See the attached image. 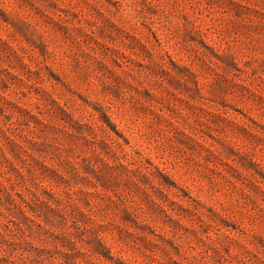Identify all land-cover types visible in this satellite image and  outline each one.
<instances>
[{"label":"rangeland","instance_id":"1","mask_svg":"<svg viewBox=\"0 0 264 264\" xmlns=\"http://www.w3.org/2000/svg\"><path fill=\"white\" fill-rule=\"evenodd\" d=\"M0 264H264V0H0Z\"/></svg>","mask_w":264,"mask_h":264}]
</instances>
